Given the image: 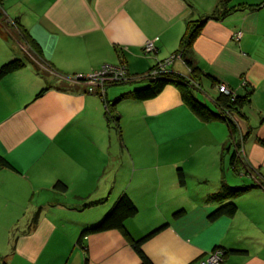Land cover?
<instances>
[{
    "label": "crops",
    "instance_id": "crops-1",
    "mask_svg": "<svg viewBox=\"0 0 264 264\" xmlns=\"http://www.w3.org/2000/svg\"><path fill=\"white\" fill-rule=\"evenodd\" d=\"M218 1H1L0 65H23L0 78V158L8 163L0 165V264H139L117 229L76 244L123 193L136 208L123 223L127 236L156 229L140 246L151 264H199L215 247L225 251L219 264H264L263 0H228L234 7L206 19L185 59L160 71L192 79V98L212 111L219 83L248 95L238 124L252 172L230 163L225 122L203 120L174 84L147 99L132 94L155 77L148 71L156 61L180 54L187 22ZM146 41L155 50L143 54ZM103 64H123L128 78L107 85L102 98L70 78ZM105 101L118 132L107 126ZM57 180L65 191L52 188ZM245 185L252 186L216 199L223 187ZM229 201L232 215L208 219Z\"/></svg>",
    "mask_w": 264,
    "mask_h": 264
},
{
    "label": "trees",
    "instance_id": "trees-1",
    "mask_svg": "<svg viewBox=\"0 0 264 264\" xmlns=\"http://www.w3.org/2000/svg\"><path fill=\"white\" fill-rule=\"evenodd\" d=\"M1 1L2 0H0V3ZM227 2L228 0H219L217 5L212 9V11L209 14H205L201 18L192 19L187 22L186 28L179 40V46L177 51L180 53V57L185 59L184 58L185 54L190 51L191 43L195 38V36L199 33V30L203 25V23L206 21V19L221 18L225 16L231 10V8L234 7V6L231 7L226 6ZM12 22L19 26V23L16 21V19H13ZM19 28L23 40L27 43V45L31 49L33 55L39 56L40 51L36 43L32 40V38L29 36V34L26 32L25 29H23L21 26H19ZM22 65L23 62L18 58L10 59L2 63L0 65V78L17 70ZM191 81L193 82L192 79L190 80L186 79L178 74L175 75L172 73L158 72L157 75H155V77L148 78L147 86H145L144 88H139L134 90L132 94L136 99L151 98L154 95H156L165 84L172 83L175 86H177L179 89H181V95L185 103H187L190 106V108L193 109L194 112L199 117H201L203 120L206 121L213 119L224 120L226 125L228 126L229 134L232 136L234 126L232 121L229 119L230 117H228V113L226 109L231 111V113L235 112L239 114L242 105L248 101V95L247 94H244L242 96L235 95L230 99L228 95L218 94V96L215 98V103H216L215 105L217 106L216 110L212 111L204 108L202 105L197 103L192 98L191 87L193 86L192 85L193 83H191ZM42 91L43 89H41L35 96L40 95ZM103 108H104V116L107 126L110 129L116 130L118 132L119 129L118 117L113 110V104H109L107 101H105ZM230 163L233 164L232 155L230 156ZM1 164L8 165V163L5 160L0 158V165ZM178 182L179 184H183V176L180 170L178 171ZM258 184L264 187V180L258 182ZM251 186L252 185L237 186V187L226 186L223 187L221 193L219 192L218 194H216L217 196L216 195L215 196L216 199H222L224 196H234L247 190ZM52 188L57 191L63 192L65 191L66 186L63 182L57 180L53 183ZM235 210H236L235 204L229 201L218 206L210 215H208V219L213 220L216 217L223 214L232 215L235 212ZM135 212H136V208L132 204L130 199L126 196V194L124 193L121 194L97 223L80 230L76 239V244L81 245L83 238L89 234L98 233L110 229H117L128 239L130 246L137 253L140 259L139 264H151V262L147 259V257L142 253L140 246L142 242L148 236L154 233L156 229L141 238L132 239L127 236V232L125 231L123 226L124 221L127 218L132 217L135 214ZM224 254L225 251L223 253V256Z\"/></svg>",
    "mask_w": 264,
    "mask_h": 264
},
{
    "label": "built area",
    "instance_id": "built-area-1",
    "mask_svg": "<svg viewBox=\"0 0 264 264\" xmlns=\"http://www.w3.org/2000/svg\"><path fill=\"white\" fill-rule=\"evenodd\" d=\"M262 3L264 4V0ZM237 36H239V33ZM154 50L155 47L153 45V41H146L144 43L143 54L150 53ZM176 56L179 57L180 54L178 55L177 53H173L169 57L156 61V63L149 69L148 74L157 75L158 72L165 70L166 65L170 64ZM70 78L84 81L87 85L88 93L94 92L102 98L107 85L126 80L128 78V74L123 64H103L99 69L86 75H73ZM191 83L193 82L191 81ZM216 90L218 93L226 94L231 98L235 96L234 91L227 88L222 83L216 85ZM223 253V250L215 247L209 252L205 259L199 261V264H219L222 260Z\"/></svg>",
    "mask_w": 264,
    "mask_h": 264
},
{
    "label": "rangeland",
    "instance_id": "rangeland-1",
    "mask_svg": "<svg viewBox=\"0 0 264 264\" xmlns=\"http://www.w3.org/2000/svg\"><path fill=\"white\" fill-rule=\"evenodd\" d=\"M5 6H0V12L1 15H3L4 18H6L7 13L4 11L5 10ZM218 93V92H217ZM218 94H223V93H218ZM226 95V94H223ZM229 98L231 99V97L229 96ZM217 107V106H216ZM227 113H228V117H230L229 119L232 121L233 123V134L232 136L229 134V139L228 142H230L231 145H233V150L231 151L232 154V163L233 164H240L239 166L242 165V170H244L245 172H252V170L250 168H248L247 163L245 162V159L243 158L244 155V150H243V145H242V134L240 132L239 129V124H238V113H231V111H229L228 109H226ZM221 121L225 122L224 120L220 119ZM226 124V123H225ZM227 126V125H226ZM228 128V126H227ZM229 132V130H228Z\"/></svg>",
    "mask_w": 264,
    "mask_h": 264
}]
</instances>
